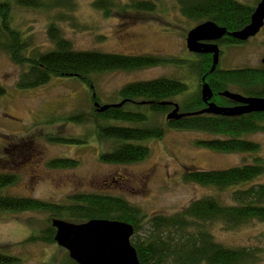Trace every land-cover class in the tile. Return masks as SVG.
Wrapping results in <instances>:
<instances>
[{"label": "trees", "instance_id": "1", "mask_svg": "<svg viewBox=\"0 0 264 264\" xmlns=\"http://www.w3.org/2000/svg\"><path fill=\"white\" fill-rule=\"evenodd\" d=\"M176 2L182 17L188 23L196 24L193 27L211 21L230 33L248 26L256 7L237 0ZM14 3L22 8L49 11L54 7L67 8L69 0H14ZM93 7L109 18L114 10L154 13L157 3L132 0L122 5L112 0H96ZM10 11V2L0 0V53L6 54L13 64L23 67L17 80L18 89H38L49 84L54 77H74L86 85L91 93L92 112L75 113L65 120L76 125H94L103 149L99 155L100 162L113 165L144 162L151 154L146 143L162 140L168 129L205 133L210 139L197 140V147L219 154H245L252 157L251 163L224 170H186L182 176L185 184L211 189L217 195L193 201L172 215L148 216L140 207L122 197L99 193H77L62 203L14 197L2 191L16 185L19 177L12 173H0V212L45 215L44 227L32 234L26 243L56 244V230L52 225L55 219L77 224L100 219L125 222L133 227L131 243L136 249L140 264H259L264 257L263 247L224 246L215 240L212 229L215 225H220L224 231L231 232L255 222L264 223V184H254L257 178L264 175V158L261 156V145L245 138L252 134H264V113L231 118L206 114L188 115L163 124L156 119L173 110L171 104H163L174 103L175 97L188 90V86L179 79L161 77L127 84L117 94L120 102H125L120 108H106L107 105L99 102L94 91L96 78L107 73L187 66L196 75L198 90L176 104L180 114H189L205 108L201 97L204 78L213 92L212 101L217 105L233 106L232 101L220 94L224 91L239 94L233 91L236 89L245 92L243 96L246 97L264 98V65L259 68L221 70L218 64L212 71V55L193 54L192 60H184L150 54L77 51L55 22L50 23L47 29L53 48L45 53H38L31 49L29 39L10 25L7 18L10 17ZM60 21L63 22L64 18ZM73 27L78 28L77 25ZM243 43L245 42L226 36L218 45ZM5 94V87L0 86V97ZM96 103L99 104L98 107L95 106ZM44 140L52 144L86 143L85 137L59 135L47 136ZM79 165L78 160L66 158L51 159L47 163L48 168L59 170L75 169ZM223 194H227V202L221 200L220 196ZM145 225L150 226L149 234L141 238L139 232ZM58 250L63 253L62 260L57 261L56 256L53 264H77L67 251L60 248ZM19 261L17 257L0 253V264H17Z\"/></svg>", "mask_w": 264, "mask_h": 264}, {"label": "rangeland", "instance_id": "2", "mask_svg": "<svg viewBox=\"0 0 264 264\" xmlns=\"http://www.w3.org/2000/svg\"><path fill=\"white\" fill-rule=\"evenodd\" d=\"M7 1L11 4L12 27L21 31L29 39L31 49L38 53L53 48L47 29L55 22L77 51L194 58L187 50L186 37L196 24L182 17L176 0H142L157 3L156 11L114 10L109 18L93 7L96 0H69L67 8L54 7L49 11L22 8L14 0ZM112 1L124 5L132 0ZM237 1L257 6L261 0ZM129 35L133 36L131 42ZM219 48L221 70L259 68L264 59V27L243 44H221ZM22 71L23 67L0 53V86L6 89V94L0 97V173L19 177L16 185L3 189L6 195L62 203L77 193H99L122 197L148 216L172 215L191 201L213 193L201 186L185 184L182 176L186 170H224L252 162L250 155L219 154L196 147V140L209 138L205 134L168 130L162 140L146 143L151 154L144 162L104 164L99 161L103 149L94 125H76L65 120L75 113L92 112L89 88L74 77H54L41 88L20 90L17 80ZM159 77L179 79L188 86L183 95L169 103L173 110L176 103L198 90L196 75L190 67L169 66L101 75L95 80L94 92L102 105L115 106L120 104L118 91L125 85ZM233 91L245 95L237 89ZM156 121L161 123L164 119L158 117ZM58 135L85 137L86 143L52 144L44 140L47 136ZM245 138L261 145L264 158V134ZM55 158L78 160L80 165L75 169L48 168V161ZM149 171L150 178L142 183L141 178ZM257 183L264 184V175L254 181ZM220 198L223 202L228 200L227 194ZM44 225L43 214L0 212V253L17 257L20 260L17 264H53L56 256L57 261H61L63 253L58 249L63 248L57 244L26 243ZM149 230L150 226L145 225L139 236H147ZM212 233L218 243L227 247L264 249V223L255 222L231 232L215 225ZM259 264H264V257Z\"/></svg>", "mask_w": 264, "mask_h": 264}, {"label": "water", "instance_id": "3", "mask_svg": "<svg viewBox=\"0 0 264 264\" xmlns=\"http://www.w3.org/2000/svg\"><path fill=\"white\" fill-rule=\"evenodd\" d=\"M264 27V0L255 7L248 26L238 32H228L209 21L200 24L188 32L186 37L187 50L192 54L212 55V71L219 64L220 48L218 42L224 37H230L240 42H246L255 37ZM264 65V59L262 60ZM202 100L208 105L203 113L236 117L251 113H264V98L246 97L240 94L226 92L223 97L238 104L237 107L218 108L212 102L213 92L203 79L201 89ZM169 105L164 103L163 105ZM123 102L115 106L121 107ZM98 107L97 104H95ZM104 108V109H106ZM179 106L169 113V121L188 116L180 114ZM56 229L55 242L65 249L69 257L77 264H140L136 249L131 243L134 229L131 225L110 220H90L81 224H72L64 220H53Z\"/></svg>", "mask_w": 264, "mask_h": 264}, {"label": "bare ground", "instance_id": "4", "mask_svg": "<svg viewBox=\"0 0 264 264\" xmlns=\"http://www.w3.org/2000/svg\"><path fill=\"white\" fill-rule=\"evenodd\" d=\"M8 18V22L10 23V25H12V19L10 18V17H7ZM159 78H161V77H159ZM157 79V78H156ZM154 80V79H153ZM226 92H230V91H224V92H222L220 95L223 97V94L224 93H226ZM231 93H233V92H231ZM201 97H202V95H201ZM225 98V97H224ZM124 103L125 102H123V105H124ZM211 103H213V102H211ZM215 104V103H214ZM122 105V106H123ZM218 108H220V109H226L227 107H225V106H220V105H217V104H215ZM121 106V107H122ZM237 106H239L238 104H236V103H234V105L233 106H231V107H237ZM118 108H120V107H118ZM208 108V105L207 104H205V108L203 109V110H201V111H198V112H195V113H189V116H195V115H204V114H206V115H212V116H222V117H225V118H231V117H227V116H224V115H214V114H207V113H203V111L204 110H206ZM169 111L168 112H166L162 117H163V119H164V122H161V123H166V122H169ZM252 114V113H251ZM241 116H243V115H241ZM236 117H240V116H236ZM180 118H182V117H180ZM179 118V119H180ZM179 119H174V120H179ZM169 130V129H168ZM167 130V131H168ZM166 131V132H167ZM202 134H205V133H202ZM205 135H207V134H205ZM207 136H209V135H207ZM206 139H210V136H209V138H206ZM198 140H205V139H198ZM197 141V140H196ZM196 145V144H195ZM197 147V146H196ZM258 184V183H257ZM259 184H261V183H259ZM211 190V189H210ZM213 193H211V194H209V195H217L213 190H211ZM206 196H208V195H206ZM205 197V196H204ZM221 197V196H220ZM203 198V197H202ZM199 199H201V198H199ZM199 199H196V200H199ZM196 200H193V201H196ZM193 201H191L190 203H192ZM190 203L188 204V205H190ZM187 205V206H188ZM119 222V221H118ZM69 223H72V222H69ZM122 223H125V222H122ZM72 224H77V223H72ZM126 224H128V223H126ZM130 225V224H129ZM56 230V229H55ZM56 233V232H55ZM56 243V242H55ZM57 244V243H56ZM58 245V244H57ZM60 247V246H59ZM62 248V247H61ZM65 250V249H64Z\"/></svg>", "mask_w": 264, "mask_h": 264}, {"label": "flooded vegetation", "instance_id": "5", "mask_svg": "<svg viewBox=\"0 0 264 264\" xmlns=\"http://www.w3.org/2000/svg\"><path fill=\"white\" fill-rule=\"evenodd\" d=\"M131 11V10H130ZM128 40L131 42L132 40H133V36H131V35H129L128 36ZM122 102H120V104H121ZM132 104H134V103H132ZM150 176H151V171H149V172H147L146 174H145V176H143L142 178H141V182L142 183H145L149 178H150Z\"/></svg>", "mask_w": 264, "mask_h": 264}]
</instances>
